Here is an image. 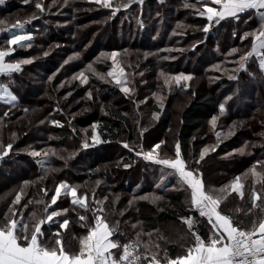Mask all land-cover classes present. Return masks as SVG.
Listing matches in <instances>:
<instances>
[{
	"label": "trees",
	"instance_id": "trees-1",
	"mask_svg": "<svg viewBox=\"0 0 264 264\" xmlns=\"http://www.w3.org/2000/svg\"><path fill=\"white\" fill-rule=\"evenodd\" d=\"M35 2L36 0H30L26 4L20 0H4L0 4V46L10 39L9 29L20 20L30 21L25 26L27 32L41 35L39 38L33 37L29 42L31 47L17 46L9 56L11 59H23L29 54L43 52L46 48H50V54L52 49H56V43L65 38L71 45H64V48L83 52V63L100 51L106 52L112 48L126 51L129 49L127 54L130 58L135 59L138 64H144L148 69L147 73L152 77L162 68L161 57L174 53L165 51V47L176 40L183 46L205 34V38L201 37L198 42H193L187 50H180L175 54L178 64L172 68L191 73L192 79L188 81V85L181 82L175 92L168 93L164 90L162 105L159 102L152 103V113L156 115L147 122L145 133H155V136L146 138L145 141L152 145L164 141L161 147L164 151L167 149L164 139L168 137V129L175 119L176 103L178 98L186 96L187 101L176 113L174 137V141L180 143L182 158L190 167L199 169L208 190L229 185L236 176H241V182L245 185L244 197L231 193L221 204L222 213L232 217L245 230L252 227L253 221L258 225L264 220V212L259 208L249 211L252 208V191L264 196V189L255 183L253 177L242 175L258 160L264 161V71H261L260 59L255 55L246 61V70L226 71L223 63V52L231 48H237L238 53L250 51L253 38H241L261 22L255 10L239 13L238 18H226L219 24L213 21L214 24L208 32L204 28L185 31L184 38H181L178 37L179 33L184 30L177 27L178 23L183 22L191 27H203L209 23L206 16L192 14L191 8L184 7L186 2L196 4L197 0H143L142 4L131 3L130 7L122 8L114 17L110 16L109 8L99 5V10L91 11L92 19L88 14L85 16L93 21L94 18L98 20L86 27L82 26V18L77 17L78 14H72V7L77 5V1L72 0L70 4L68 0L67 3L65 0H58L52 6L42 1L43 12L35 8ZM25 10L35 13L21 19L19 11ZM35 22L39 26L34 25ZM76 28H82L78 31L80 33L76 31V34H72L71 31ZM104 37L107 40L102 42ZM213 43H222L216 49L222 54L212 55L217 52ZM204 53L212 56L205 58ZM193 58L195 61L192 64ZM75 62L78 63L74 60L63 63L51 85L46 86L44 82V87L37 86L36 83L33 85L28 80V64L11 76H0V80L8 84L18 96L12 103L0 100V145L3 146L0 147V223H3L4 214L9 213L11 208L12 213H15L13 218L28 222L31 230V225L36 220L45 218L52 211L62 212L68 209L66 214L54 217L52 222L42 225V231L45 240L51 239L52 233L60 231L66 250L78 253L79 237L87 234L86 229L80 226L81 222H78L79 216H86L87 222L94 224L93 212L103 207V213L97 214L103 215L110 225L119 221L115 239L121 244L136 241L137 234H140L138 252L147 256V260L142 259V264H148L152 254H157L161 264H167L165 254L174 259L184 255L186 249L194 243V238L181 217H193L196 223L192 231L205 239L210 235L212 226L204 217L199 216L198 211L191 208L185 189L179 186L177 178L170 174L169 169L157 173L151 166L152 163L143 162L139 165V156L135 152L123 150L120 144L126 138L128 142H134L138 138V127L124 110L131 104V99L129 101L124 98L121 90L111 86L109 82L90 86L96 95L108 97L98 102L104 110L103 113H100L94 100L89 98L72 101V96L69 95L60 99L58 82L61 79L65 78L64 85L74 81L70 86L72 91L81 87L76 80H70L73 70L69 69V75L63 76V72H67L66 69L75 65ZM215 63H219L218 70L221 72L209 68ZM58 64L59 61L55 60L50 67L46 60L38 61L36 65L40 67L38 71L42 81ZM231 76L237 79H230ZM199 77L202 80L197 82ZM221 104L225 106L223 113L219 108ZM58 105L59 108L54 112L53 108ZM78 108L82 109L79 114L82 119L98 125L95 134L100 136L102 143L94 146L91 144L87 148H71L69 145L72 141L85 138L86 135L92 137V127L87 132H82L78 127L74 128L72 122L68 124L61 121L63 127L51 123L52 120H58V117L62 118L63 112L71 114ZM38 114L42 115V120H39L44 121L41 123L42 133L27 139L28 132L36 131V127L30 126L28 119H38ZM214 116L217 118L215 126L211 123ZM48 134L53 137L48 138ZM32 142L34 144L29 146L30 149H38L40 156L17 150ZM9 143L12 148L8 150L7 156H3ZM51 143H55L54 148L46 150ZM112 147L121 149L118 154L111 155L108 152ZM170 147L172 148L171 143ZM204 149L208 150L204 159L198 165L195 164ZM104 155H108L107 160ZM125 165L131 166L128 168ZM257 170H261L259 165ZM120 172H123L122 176H119ZM97 179L103 180V183H97ZM25 181L30 183L25 185ZM61 182L70 186L78 185V195L87 193L90 210L85 211L72 205L71 196L64 194L62 190L57 203L48 207L46 213L45 207L51 204L55 187ZM17 193L21 194L20 203L13 204ZM148 193H153L154 196L147 195ZM154 197L162 199L153 202ZM96 201L100 203L97 204ZM129 201L132 203L129 204ZM33 212L35 220L31 218ZM65 218L69 220L68 227L59 229V223ZM171 224L177 225V228L169 226ZM157 244L158 248L155 247ZM144 245H148L147 250Z\"/></svg>",
	"mask_w": 264,
	"mask_h": 264
},
{
	"label": "snow or ice",
	"instance_id": "snow-or-ice-1",
	"mask_svg": "<svg viewBox=\"0 0 264 264\" xmlns=\"http://www.w3.org/2000/svg\"><path fill=\"white\" fill-rule=\"evenodd\" d=\"M94 3L100 5L103 8L112 9V15L115 16L121 8L130 7L131 3H143V0H129L127 4H118L113 7L112 0H93ZM4 3V0H0V4ZM24 3H30V0H24ZM55 3V0H53ZM67 3V0H65ZM197 3L202 5L201 9H197V13L200 16H206L209 22L215 20L217 24L226 18H238L239 13L247 12L248 10H255L259 20L262 22L260 29L245 33L241 39H245L249 36L253 38L251 51L246 55L240 57V69L245 68L246 61L253 55L260 59V69L264 71V0H197ZM215 5V6H210ZM185 8H196L195 4H184ZM35 8L40 12L44 11L42 0H36ZM35 18V16L33 17ZM30 21L20 22L17 21L12 25V29H17L18 32L9 30L10 39L6 41L9 46L15 45L20 48L25 46L31 47L29 43L33 39V35L25 30V24ZM178 28H183L184 25L177 24ZM211 23L205 26L203 29L205 32L209 31ZM15 51L14 48L8 47L7 49H0V76H11L14 72L21 70L22 64L32 63L31 59H25L14 63L6 62V57H9ZM232 53H236L238 49H232ZM49 53L44 52L47 56ZM117 52L102 53L101 58L110 59L112 61V67L107 72V76L118 85L124 84V80L121 79L124 76V68L118 59ZM67 63V61L65 62ZM89 70L94 71L92 65L88 66ZM101 79H104L103 74H98ZM164 76V73H161ZM75 78L81 79L82 83H87V76L84 72H80ZM52 79V77H49ZM192 79L191 75H185L180 73L174 77H165V83L168 84L174 81L177 85L181 81H189ZM230 79H237L235 76H231ZM186 87V85H185ZM121 91L125 94H129L132 89L127 86L121 87ZM6 99V102L12 103L17 100V97L13 95L7 85L0 84V100ZM88 98H92V93H88ZM220 112L225 110L224 104L219 106ZM27 111V109H25ZM7 115V113H5ZM156 114H154L155 116ZM216 117L212 118L211 123L215 126ZM44 123V121H41ZM53 125L63 127L60 121L52 120ZM235 123V122H234ZM97 124H93L92 140L94 143H102L100 136L95 134ZM219 136V133H217ZM164 141L153 146V148L145 152L141 146L140 151L136 152L137 156H143L145 160L151 161L155 164L161 165L170 170V174L177 178V182L180 187L185 188L190 193V204L192 208L198 211L200 217H206L212 229L207 239L202 238L197 232L192 231L196 220L193 217H181L184 223L187 224L194 243L191 247L186 249L184 255H179L172 259L165 254V260L167 264H264V220L258 225L255 221L252 222V227L245 230L238 224H236L232 217L227 214H223L221 211V204L231 193L238 194L241 198L244 197V183L241 182V176H236L229 185H224L219 189L208 190L203 180V174L198 168L190 167L188 162L181 156L180 143L177 142L175 146L174 158H160L159 153L155 155L157 149L161 147ZM125 148H130L128 143H124ZM0 147H3L0 145ZM84 148L89 147L87 142L83 144ZM12 148V144L6 146V150L3 152V156L8 155V150ZM131 150V149H130ZM207 149H204L200 153V157L194 163L199 164L207 153ZM33 156H40L41 153L33 151ZM46 155V153H45ZM2 158V156H0ZM257 165L260 166V171L257 170ZM129 167V165H125ZM244 177L251 176L254 178L255 183L261 185L264 189V161L258 160L256 164L245 173ZM30 182L25 181L24 184L28 185ZM99 183V182H97ZM79 186H70L66 182H61L55 187V194L51 196V204L45 207L47 213L48 207L55 205L58 198L64 190V194L71 196L72 205H77L85 211H89V205L87 203L88 194H77ZM23 189H21V192ZM218 193V194H215ZM47 195V190H45ZM252 209L259 208L261 212H264V196L252 191ZM94 198V197H93ZM106 199V198H105ZM146 199V197H141ZM162 199L161 197H154L153 202ZM21 200V194L17 193L13 204H19ZM260 201L261 203H257ZM37 203H43V201H37ZM99 204V201H96ZM132 201H129L131 204ZM68 209L62 210V212L52 211L47 214L45 218L36 220L35 223L30 225L24 220H17L13 218L15 213H12L11 208L9 213H5L3 217V223H0V264H142V259L147 260V256L138 252L139 247V233L137 234L136 241H129L128 243L121 244L119 240L115 239L118 233L119 221L114 225H110L107 219L100 214L103 213V207H99L93 212L94 224L87 222L86 216H79L78 222L82 228L86 229L87 234L79 237V252L70 253L66 250V246L63 242L60 231L52 233V238L49 240L44 239V233L42 231V225L47 222H52L54 217H60L66 214ZM122 214V213H121ZM31 218L35 220V213L31 214ZM69 225L68 219H63L62 223H59V229H66ZM136 227V225H133ZM123 235V233H120ZM151 235V234H149ZM145 249H148V245H144ZM159 247V245H155ZM113 250H116L113 252ZM148 264H161L157 254H152L151 260H148Z\"/></svg>",
	"mask_w": 264,
	"mask_h": 264
},
{
	"label": "rangeland",
	"instance_id": "rangeland-1",
	"mask_svg": "<svg viewBox=\"0 0 264 264\" xmlns=\"http://www.w3.org/2000/svg\"><path fill=\"white\" fill-rule=\"evenodd\" d=\"M20 1L24 2V0H20ZM42 1H46L48 6L55 5L56 2H58V0H55V3H53V0H42ZM71 1L72 0H68V2L70 4H71ZM73 1H77V5H74L72 7L74 9V12L73 13L70 12V13L78 14L77 17L82 18V20H81V24H83L82 26L86 27L87 24H91V25L95 24V22L98 19L94 18V21H93V20H91L92 17L90 15L93 14V13H91V11L99 10V9H97L99 5L94 3L93 0H82V1L81 0H73ZM59 3H61V2H59ZM112 3H113V7H116L118 4H127V3H129V0H112ZM189 4H193V3H189ZM62 5H65V4L62 3ZM195 5H196L195 9L191 8V11H192L191 13L192 14H198L197 13V9H201L202 8V5L199 4V3H196ZM210 6H215V5H210ZM110 10H111L110 16L114 17L112 15V9H110ZM34 13L35 12L32 11V10L19 11V15H20L19 17L22 19L24 16L33 15ZM87 14H88V16H90L91 19L90 18H85V16ZM117 14H118V12L116 13V15ZM96 15H97V13H96ZM16 16H18V15H15V17ZM122 17H123V15L121 16V21H122ZM213 21H215V20H213ZM20 22L23 23L24 21L20 20ZM212 22H209L208 24H205V26H208L211 23V27H212L213 24H214ZM33 24L39 26V24L37 22H35ZM179 24H182V25L187 27V28L183 27L184 31H182V30L180 31L181 33H179L178 37H181V38H184L185 31L186 32L187 31L190 32L192 30L196 31V30H200L201 28H205V26H203V27H191L189 25L183 24V22L179 23ZM261 24H262V22H260L257 25V27H255V29L253 31H250V32H254V31L260 29ZM25 26H26V24H25ZM211 27L209 28V30L211 29ZM10 29L13 32H18L17 29H12V27ZM80 29H82V28L73 29L71 31V33L74 34L76 31H77V33H80V32H78V31H81ZM174 32H176V31H173V33ZM250 32H247V33H250ZM67 34H68V32H67ZM32 35L35 38H39L41 36L38 33H33ZM66 36L67 35L65 34L64 37H66ZM204 36H205V34L201 35L202 38H205ZM169 38H171V37H169ZM199 39H195V40H193L191 42L189 41L183 46H180L179 45L180 43L177 42V40H176V41H173L174 43L172 45H168V47H165L166 48L165 51L168 50L169 52H174V53L173 54H166V55L161 57V59L163 60L162 68H160L161 70L160 69L158 70L156 76H152V77H150L149 73H147L148 69L146 68V66L144 64H138L135 59L130 58V55L127 54L129 49H127L128 51H126L125 49L119 50V49L112 48V49L106 51L107 53H111V52L115 51V52H117L119 54L118 55V59H119V61L121 63V66L124 68V76L121 79H123L125 83L122 84V85L116 84V82L114 80H112L111 77L107 76V72L112 67V61L110 59L101 58V54L102 53H106V52L100 51L93 58H91V59H89L87 61L84 60V63H83L81 57L84 55V53L81 52V51L77 52V51L71 50V49L70 50H66V48H64V45L65 46H70L71 44L69 43L68 39L66 40L65 38H64L63 41H59V42L56 43V45H55L56 49L55 48L52 49V52H50L49 56H46V58H42V57L44 56V52H49L50 48L49 49L46 48L45 51L39 52V53H34L33 55L29 54V55H27L26 58H23V59H11L10 57H6L5 59H6L7 62H11V63H14V62H17V61H21V60H25V59H31L32 63L28 64V67H26L27 72H29L28 73L29 74L28 75V80H30V82H33V85H34V83H36L37 86L42 85L43 87H44V82H46L45 83L46 86L48 84L51 85L53 78L59 73V71L61 70L60 66L63 63H65L66 61L68 62L69 60L78 61V63L75 62V65L69 66L70 68L66 69L67 72H63V76H66V74L69 75V69L73 70L70 73L71 74L70 75V80H76L77 82H79L81 84V87L79 89L75 90V91L74 90L72 91V90H70V86H71V84L74 81L72 83H70V84L64 85L66 80H65V78L61 79L58 82V91H59V94H60V99H63L65 97L71 95L72 96V98H71L72 101H76V100H79V99L88 98V93L91 92L92 93V98L91 99L94 100V102H95L98 110L100 111V113H103L104 110H103L102 106L100 105V103H98V102L100 100L101 101L105 100L108 97L107 96L106 97L105 96H98V95H96V93L92 92L91 89H90V86L92 84H102V83H105V82H109L111 86H113V87L115 86L119 90H121V87H124V86L129 87L130 89H132V91L129 94H125L123 92V94H124L123 97L124 98H128L129 101L131 99V104H128V106L125 107L124 110H125V112H127V114H129L132 117L133 122H135L137 124V127H138V138L134 142H128V139L126 138V141H123L120 145L123 148V150L127 151V150L131 149L130 151L135 152V153L140 151L141 146H142L143 150L145 152H147V151L151 150L154 145L160 143V142H157L156 144L153 143V145H152L150 143L149 144L146 143V141H145L146 138L149 139V137H151V136L154 137L155 136L154 135L155 133H152L150 135L149 134L147 135L145 133L146 127H147L146 126L147 122L150 119H152L153 116H154L153 113H152L151 105L154 102H159V104L162 105L163 104V100H164L163 91L165 90L168 93L169 92L172 93V92H175L176 89L178 88V85L174 81H171L170 83H168L166 85V83H165V77L166 76L167 77H174L176 75H179L180 73H184L185 75H191V73H189V72L187 73V71H185V70L184 71L183 70H176L175 68H172V67L175 66L176 64H178V60L175 59L177 55H175V54H177L180 50H187L189 48V46L193 42H198ZM105 40H107V39H105V37H104L101 41L104 42ZM116 40H115V42H116ZM6 41H5L3 46H0V49H7L8 47H12V48L15 49L17 47L15 45L9 46L6 43ZM251 41L252 42H251L250 48H252V43H253V40H251ZM219 44L221 45L222 43H213V46L215 47V51H217L216 50L217 48H220ZM234 48L229 49L225 53L223 52V54H224L223 63L226 65V71L235 72L238 69H240V57L243 56V55H246L248 52L251 51V49H250V51H248V52H242L241 51V53H238V51H237L236 53H232L231 50L234 49ZM235 49H237V48H235ZM84 51L87 52L86 50H84ZM137 53H139V52H137ZM215 54L217 55V54H222V53L220 51H217V52L213 53L212 55H215ZM229 54H231V55H229ZM135 55L137 56L136 53H135ZM202 55H203V53H202ZM212 55H209V53L208 54L204 53L205 58H206V56L208 58V57H210ZM40 59L46 60L47 64L50 65V67L53 66V63H54L55 60L59 61V64L51 72L48 73L49 76L47 75L43 79V81H42L41 77L39 76L40 73L38 71V68L40 69V67H38L36 65ZM194 61H195V59L193 58L192 64H193ZM185 63H186V61H184L183 64H185ZM89 65H92V68L94 69V71L89 70V68H88ZM24 66H25V64H22L21 68H24ZM163 67H164V69H163ZM209 68L215 70V72H217V71L221 72V71L218 70L219 63L218 64L215 63L212 67H209ZM80 72H84L85 76H87V78H88L87 79V83H82L81 79L75 78ZM161 73H164L165 75L162 76ZM98 74H103L104 75V79H101ZM230 75H228V76H230ZM49 77H52V79H49ZM201 80H202L201 77L196 79L197 82L201 81ZM181 82H184L186 85H188V81H181ZM0 84L7 85L8 88H9V91L18 98L17 94L11 89V87L8 84L3 83L1 80H0ZM50 93H51V90H49L48 94H50ZM110 98H111L110 100H113L112 97H110ZM6 99L7 98H5L3 100L6 101ZM186 99H187L186 96L184 98H178V101L176 103V109H175V115H174L175 119H174L173 123L171 124V126L168 129V133H167L168 137L166 139H164L165 140V144L167 145V149L164 151L162 149L163 147H160L161 149L160 148H159V150L157 149L156 152L153 153L154 155L156 153H159V157L160 158H174L175 157V146H176V143H177V142L174 141V137H175V134H176V122H177L176 113L181 109V107L187 101ZM58 108H59V105L57 107H54L53 108L54 112L57 111ZM81 110H82L81 108H78L76 111H74L71 114H69L67 111H65V112H63V115H61L62 118L58 117V121H60V122L61 121L62 122L65 121L68 124L70 122H72L74 128L78 127L82 132H87V130L89 128H91L92 124H91L90 120L82 119L79 116V114L81 113ZM38 116H39L38 119H32V118L28 119V120H30V123H31L30 126L36 127V131L28 132V138L27 139H32L33 137L36 136V134L38 135V134L42 133L40 131V129L42 127L41 121H40V120H42V115L38 114ZM24 130L27 131L26 128ZM48 135H49L48 138H52L53 137V135H51V134H48ZM84 142H87L89 144V146L91 144H92L91 146H94V144H96V143L93 142L92 137H89L88 135H86L85 138H82V139L77 140V141H72L71 144L69 145V147H71V148L77 147L78 149L84 148L83 147ZM124 143H128L130 145V148H125L123 146ZM170 143L172 144V148L171 147L169 148ZM33 144H34V142H32L30 145H27V146L22 147V148L17 149V150L20 151V152H23V153L24 152L25 153L26 152L32 153L33 151L39 153L38 149H30L29 146H32ZM53 144H55V143H51V145L47 146L45 149L46 150H50L51 148L53 149L54 148ZM161 146H163V145L161 144ZM120 149L121 148L117 149L116 147H112V148L109 149L108 153L111 154V155L112 154H118ZM108 155H104V159L105 160H107L106 158L108 157ZM138 159H139L138 160L139 165H142L143 162L152 163L151 166H153L155 168L157 173L160 172L161 170H166V168H164L161 165H158V164H155V163H153L151 161L145 160L142 155L139 156ZM129 166H131V165H129ZM128 168H130V167H128ZM119 174H120L119 176H122L123 172H120ZM101 178L103 179V177H101ZM99 179H97V182H99V183L102 182L103 183V180H99ZM104 184L107 185L106 182H104ZM174 189H176V188L174 187ZM183 189H185V188H183ZM185 192H186V199H188L189 202H190V193L186 189H185ZM147 195H150L152 197L154 196L153 193H148ZM112 196L116 197L115 194H112ZM102 200L104 201V199H102ZM191 208H192V206H191ZM153 212L154 211H152V213ZM153 214L155 215V212ZM169 226H171L172 228H175V229L177 228V225H175V224H171Z\"/></svg>",
	"mask_w": 264,
	"mask_h": 264
},
{
	"label": "built area",
	"instance_id": "built-area-1",
	"mask_svg": "<svg viewBox=\"0 0 264 264\" xmlns=\"http://www.w3.org/2000/svg\"><path fill=\"white\" fill-rule=\"evenodd\" d=\"M206 220H207V218L206 217H204Z\"/></svg>",
	"mask_w": 264,
	"mask_h": 264
},
{
	"label": "crops",
	"instance_id": "crops-1",
	"mask_svg": "<svg viewBox=\"0 0 264 264\" xmlns=\"http://www.w3.org/2000/svg\"><path fill=\"white\" fill-rule=\"evenodd\" d=\"M263 52V50H261ZM7 62V61H6ZM11 63V62H10Z\"/></svg>",
	"mask_w": 264,
	"mask_h": 264
}]
</instances>
